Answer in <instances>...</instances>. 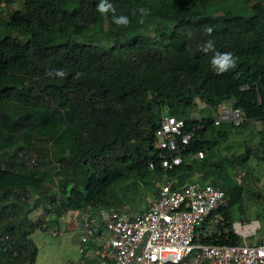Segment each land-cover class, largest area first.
<instances>
[{"label": "trees", "instance_id": "trees-1", "mask_svg": "<svg viewBox=\"0 0 264 264\" xmlns=\"http://www.w3.org/2000/svg\"><path fill=\"white\" fill-rule=\"evenodd\" d=\"M3 1L24 9L0 15V261L36 264L30 237L47 229L49 215L112 208L118 185L151 171L177 186L195 176L221 186L229 201L214 216L224 221L205 242L241 244L233 212L251 178L239 171L253 156L264 161V129L241 154H219L236 129L264 125V0H244L249 16L217 17L206 14L212 4L236 0ZM102 3L112 7L101 12ZM154 25L161 47L146 32ZM105 26L108 45L94 43ZM225 53L235 66L220 72L212 61ZM197 101L214 113L235 102L245 121L190 118ZM166 115L184 119L193 135L173 171L160 167L154 149ZM52 167L63 180L56 193L47 184Z\"/></svg>", "mask_w": 264, "mask_h": 264}, {"label": "built area", "instance_id": "built-area-1", "mask_svg": "<svg viewBox=\"0 0 264 264\" xmlns=\"http://www.w3.org/2000/svg\"><path fill=\"white\" fill-rule=\"evenodd\" d=\"M244 121V112L235 102L219 105L216 126L239 127ZM192 137L184 119L164 116L154 142L160 167L165 171L180 167L185 160L182 152ZM204 154L199 152L195 158L203 159ZM155 167V163L150 165L152 170ZM228 201L226 191L214 182L177 186L168 177L141 213L93 207L83 210L80 254L87 255L94 247L98 264H264V239L248 243L261 228L258 221L232 224L231 231L242 240L239 245L205 242L220 235L217 225L224 218L214 214L226 208Z\"/></svg>", "mask_w": 264, "mask_h": 264}, {"label": "rangeland", "instance_id": "rangeland-1", "mask_svg": "<svg viewBox=\"0 0 264 264\" xmlns=\"http://www.w3.org/2000/svg\"><path fill=\"white\" fill-rule=\"evenodd\" d=\"M22 9H24V6L21 2H15L9 7L5 5L3 0H0V15L2 17L8 18L9 14ZM228 11H233L235 14L243 16H249L247 5L244 0H236L234 3L225 5L223 3L212 4L206 11V14L210 17H217L223 12L225 13ZM157 29L158 25H154L146 32L152 44L161 47L162 44L159 42V39L155 37ZM142 30H144V28H142ZM108 33V26L99 29L97 31V37L93 42L96 44L108 45ZM83 40L85 39H80L79 41ZM216 114V112L214 113L211 109L206 108L202 102L197 101V106L189 112L188 117L202 120L205 117H215ZM263 129L264 125L261 122H251L244 128H238L234 131L235 136H233L228 143H225L223 148H239L238 145L241 146L245 141L247 142L249 138L251 143L253 137L258 136L259 131ZM252 131L254 132L253 134H251ZM25 148H27V145H25ZM225 153L227 154L225 150L221 149L219 157H221V154L225 156ZM248 166L249 167H242L239 171L244 174L243 176L247 175L248 179H251L245 185L246 191L242 203L234 209L233 221L234 223H251L252 221H258L260 223L261 228L257 235L248 240V243L254 244L264 239V161H260L253 156V158L251 157L249 160ZM50 171V179L47 180V184L52 188V191L56 193L60 190L63 180L55 176L57 170L54 167L50 168ZM159 180V173L151 171L146 178H132L131 180L121 183L112 192L116 198L112 208L123 212L144 211L148 205V200L153 198L157 187L160 186L161 181ZM32 194L35 195V199H39L36 193L33 192ZM40 212V210L34 211L29 218L34 222L38 221L41 216ZM77 213L78 211H71L64 215L62 220L57 219L54 214H51L47 218V229L43 230L40 228L32 233L30 239L36 245L38 251L36 256L37 264H81L83 258L79 253L80 244L78 235L75 233V230H65V224H69ZM57 231H60L61 234L56 236L53 235V232ZM0 264H3V262L0 261Z\"/></svg>", "mask_w": 264, "mask_h": 264}, {"label": "crops", "instance_id": "crops-1", "mask_svg": "<svg viewBox=\"0 0 264 264\" xmlns=\"http://www.w3.org/2000/svg\"><path fill=\"white\" fill-rule=\"evenodd\" d=\"M254 132L252 131L251 134H253ZM250 137V135H249ZM250 140V138L247 140V142ZM246 142V141H245ZM244 142V143H245ZM244 145L245 144H242L241 146L238 145L239 148L236 147L235 145V149H229L231 147H228L227 149H225V152H227V155L228 156H232V155H239L242 153L243 151V148H244ZM243 146V147H242ZM224 150V149H223ZM159 176H160V186L157 187L156 189V192L154 193V196L153 198L150 200H148V205L146 207V209L148 208V206L153 202V200L155 199L156 197V194H157V191L158 189L162 186V184L168 179V174L166 172H163L162 173H159ZM190 182H213V180L210 178V179H207L206 181H203L202 179H200V177L198 176H195L193 177L191 180H189L187 183H190ZM108 209H112V208H108ZM114 209V208H113ZM145 209V210H146ZM85 210V209H80V210H77L78 213L76 216L73 217V219L70 221V223H66L65 224V227L66 229L65 230H68V231H74L75 230V233L78 235V241H79V244H80V247H81V243H80V237H81V234H80V229H79V225H80V220H81V214H82V211ZM117 210V209H115ZM118 211H121V210H118ZM123 212V211H122ZM143 211H139V212H125V213H129V214H137V213H141ZM64 217V216H63ZM63 217L59 218L60 220L63 219ZM58 232V231H57ZM60 233V231H59ZM61 234V233H60ZM59 234V235H60ZM54 235V234H53ZM80 247H79V253H80ZM93 250H94V247H92V249L90 248L89 252L87 255H82V258H83V261L81 262V264H98V260L94 259L93 257ZM37 264V263H36ZM74 264V263H72Z\"/></svg>", "mask_w": 264, "mask_h": 264}, {"label": "clouds", "instance_id": "clouds-1", "mask_svg": "<svg viewBox=\"0 0 264 264\" xmlns=\"http://www.w3.org/2000/svg\"><path fill=\"white\" fill-rule=\"evenodd\" d=\"M111 5H105V4H100L99 5V10L101 12H107L109 8H111ZM114 10V9H113ZM118 23H127L126 18H122L121 20L118 21ZM211 31V29H209ZM213 67H215L218 71L223 72L227 71L229 68L235 66V60L232 58L231 54L225 53L222 55H218L215 57L212 61ZM59 75L63 76L64 73L60 72L58 73Z\"/></svg>", "mask_w": 264, "mask_h": 264}]
</instances>
